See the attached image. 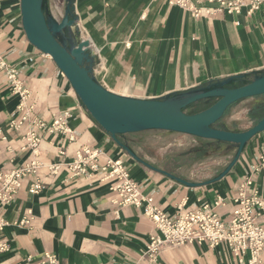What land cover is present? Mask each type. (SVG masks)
Returning <instances> with one entry per match:
<instances>
[{
  "label": "crops",
  "instance_id": "obj_1",
  "mask_svg": "<svg viewBox=\"0 0 264 264\" xmlns=\"http://www.w3.org/2000/svg\"><path fill=\"white\" fill-rule=\"evenodd\" d=\"M59 4L61 15L65 1ZM71 6L76 21L75 27L65 30L67 44L89 41V48L95 50L91 73L113 93L162 99L228 77L238 83L264 73V7L250 14L243 9L193 17L167 0H72ZM0 57L16 69L21 88L29 92L34 118L66 117L67 134H41L38 159L43 164L56 161L60 148L71 159L79 147H98L102 158L120 159L140 193L173 218L208 205L219 220L226 221L240 191L264 195L260 163L264 130L245 144L220 178L216 177L233 158L235 144L159 129L117 135L159 170L134 159L91 117L51 57L28 41L20 0H0ZM18 103V93L0 68V137H4L0 171L21 165L29 156L21 148L22 134L7 125L20 114ZM263 116L264 94L230 105L217 126L242 131ZM38 174L44 182L41 190L28 191L29 177L8 203L0 204V215L7 221L1 234L9 244L0 253V264H39L46 251L57 256L58 264H149L146 244L158 230L144 215L143 206L114 204L108 185L96 174L72 176L62 170L50 176L45 168ZM25 216L28 222L20 223ZM257 257L264 264V247ZM243 258L247 260L249 253ZM151 264L240 262L222 242L166 244Z\"/></svg>",
  "mask_w": 264,
  "mask_h": 264
},
{
  "label": "built area",
  "instance_id": "obj_2",
  "mask_svg": "<svg viewBox=\"0 0 264 264\" xmlns=\"http://www.w3.org/2000/svg\"><path fill=\"white\" fill-rule=\"evenodd\" d=\"M169 4L187 10L193 17H210L222 12L240 13L243 9L248 14L264 7V0H167ZM94 56L95 50L90 48ZM0 68L6 71L12 89L19 95L17 105L20 114L11 118L7 125L18 131L25 139L22 149L29 151V156L21 165L0 171V204L8 203L14 193L24 186L30 178L28 191L36 193L42 189L44 182L38 174L45 168L50 176L66 170L72 176L96 174L97 180L108 185L112 193V202L117 206H143L146 215L158 230L150 234L145 253L149 264L153 263L160 249L168 244L181 246L191 243H206L215 246L225 243L240 264H261L257 257L264 247V195H244L242 191L233 199V207L226 221L218 219L210 206L203 205L189 210L174 218L167 215L155 205L151 197L143 196L138 189V182L132 179L120 159L102 158V150L98 147L83 146L75 150L71 159L65 158V149L58 150V159L43 164L38 159L42 133L55 134L69 131L65 116H52L49 121L34 118V103H28L30 94L22 89L21 81L13 66L7 65L0 57ZM3 139L4 137H0ZM264 164V155L260 156ZM33 176V177H32ZM25 216L20 223L28 222ZM7 221L0 215V253L9 249L8 240L1 234ZM248 252L249 258L243 255ZM39 264H58V258L51 252H44Z\"/></svg>",
  "mask_w": 264,
  "mask_h": 264
},
{
  "label": "water",
  "instance_id": "obj_3",
  "mask_svg": "<svg viewBox=\"0 0 264 264\" xmlns=\"http://www.w3.org/2000/svg\"><path fill=\"white\" fill-rule=\"evenodd\" d=\"M71 5L72 0H65L62 15L57 18L50 13L47 0H20L21 22L26 38L38 50L51 57L91 117L140 163L159 170L121 143L117 135L159 129L235 144L233 158L216 177L220 178L235 163L245 144L264 130V116L242 131L215 126L233 103L264 94V73L253 75L243 84L238 85L241 81L237 83L236 78L228 77L204 88L162 99H141L109 91L91 73L93 56L90 54L89 41L69 40V45L67 44L65 30L75 27L76 21ZM213 98V103L198 112L185 111L193 103ZM160 171L181 183L195 185L166 171Z\"/></svg>",
  "mask_w": 264,
  "mask_h": 264
},
{
  "label": "rangeland",
  "instance_id": "obj_4",
  "mask_svg": "<svg viewBox=\"0 0 264 264\" xmlns=\"http://www.w3.org/2000/svg\"><path fill=\"white\" fill-rule=\"evenodd\" d=\"M60 1H61L62 4H63V1H65V0H48V1H47V6L50 5L49 7H51V8L54 9V13H53V15H54L55 17H57V18H60L61 15H62V13H61V15H59V12L61 11V7H60V4H59ZM49 7H48V9H49ZM49 10H50V9H49ZM62 12H63V11H62ZM69 29H70V28H67L66 30L69 31ZM249 80H250V79H249ZM214 101H215V98L210 99V100H208V101L196 102V103L193 104L192 106H188V107H186L185 111H186L187 113H195V112H198V111L202 110L203 107L206 108V105L211 104V103H213Z\"/></svg>",
  "mask_w": 264,
  "mask_h": 264
},
{
  "label": "trees",
  "instance_id": "obj_5",
  "mask_svg": "<svg viewBox=\"0 0 264 264\" xmlns=\"http://www.w3.org/2000/svg\"><path fill=\"white\" fill-rule=\"evenodd\" d=\"M248 80H241V82L240 83H238V85L239 84H243L244 82H247ZM193 104H195V103H193ZM193 104H191V105H189V106H192ZM210 104H208V105H206V107L207 106H209ZM188 107V106H187ZM203 109H204V107H203ZM215 126H217V123L215 124ZM218 127V126H217ZM215 141V140H214ZM219 142V141H218ZM221 142V141H220Z\"/></svg>",
  "mask_w": 264,
  "mask_h": 264
},
{
  "label": "bare ground",
  "instance_id": "obj_6",
  "mask_svg": "<svg viewBox=\"0 0 264 264\" xmlns=\"http://www.w3.org/2000/svg\"><path fill=\"white\" fill-rule=\"evenodd\" d=\"M49 9H50V13L53 14L54 13V9L51 8V7H49Z\"/></svg>",
  "mask_w": 264,
  "mask_h": 264
}]
</instances>
